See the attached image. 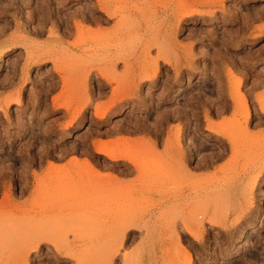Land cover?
<instances>
[{"label": "rangeland", "instance_id": "obj_1", "mask_svg": "<svg viewBox=\"0 0 264 264\" xmlns=\"http://www.w3.org/2000/svg\"><path fill=\"white\" fill-rule=\"evenodd\" d=\"M140 1L114 70L94 0H0V264H264V0Z\"/></svg>", "mask_w": 264, "mask_h": 264}, {"label": "bare ground", "instance_id": "obj_2", "mask_svg": "<svg viewBox=\"0 0 264 264\" xmlns=\"http://www.w3.org/2000/svg\"><path fill=\"white\" fill-rule=\"evenodd\" d=\"M145 1V0H143ZM183 1V0H182ZM188 0H184V2L180 3L179 4V11H178V14L183 18L185 17L186 15H188V11H186V8L188 6ZM47 2V1H46ZM154 2V1H153ZM164 2V1H163ZM162 2V3H163ZM166 2V1H165ZM55 3V2H54ZM156 3V2H155ZM161 3V2H160ZM161 3V4H162ZM167 3V2H166ZM92 4V5H91ZM91 5L90 7L88 6L87 10H85V17L86 18H89V19H92L93 21L91 22H94L96 26H98L97 29H93V28H90L89 26L87 27L88 30L86 31V33L82 32V31H85L84 28H83V25L80 24V23H74L76 24V39H74L73 42H67V47L64 48V51L63 53L65 52L66 54H70L69 52H77V51H83V52H93V51H99L101 53H105L107 54L109 61H108V65L111 64V67L116 70L115 68H117V65L120 63V62H125L124 60V57H123V49H124V36H127L125 35V31L123 29V22H125L126 18H129V17H132L129 18L131 19L132 21L134 19H138L139 17L145 15L146 13L149 14V11H152L150 10V7H151V4L149 2H141L140 0H94V2H91ZM158 4V3H157ZM156 4V5H157ZM165 5V4H164ZM51 6V5H50ZM168 6V5H167ZM86 8V7H85ZM165 8V7H164ZM172 8V6H171ZM99 10V11H98ZM189 10V9H188ZM160 11V10H159ZM83 12V13H84ZM98 12H101V14L99 15ZM165 12V11H164ZM193 12L190 11V13ZM45 14V12H41V14ZM151 13V12H150ZM196 13V12H195ZM162 14V13H161ZM165 14V13H164ZM171 14V13H170ZM177 14V15H178ZM52 15V14H51ZM156 15V14H155ZM167 15V14H166ZM190 15V14H189ZM160 16V15H159ZM168 16V15H167ZM43 17V16H42ZM154 17V16H153ZM157 17V15H156ZM161 17V16H160ZM46 18V16H45ZM73 18V17H72ZM114 18H117L118 19V22L116 21V24H114V26H111L112 24V20ZM143 18V17H142ZM151 18V17H150ZM149 18V19H150ZM32 19V18H31ZM44 19V18H43ZM85 19V18H84ZM172 19V18H171ZM51 20V19H50ZM147 20V19H146ZM145 20V21H146ZM176 20V19H175ZM49 21V20H48ZM56 21V22H55ZM69 21V20H68ZM138 21V20H137ZM142 21V20H141ZM144 21V20H143ZM52 24H56L58 25V20L55 19V20H51L50 21ZM111 22V23H110ZM159 22V21H158ZM163 22V21H162ZM47 23V22H46ZM90 23V22H89ZM131 23V22H130ZM139 23V22H138ZM142 23V22H141ZM140 23V24H141ZM174 23V22H173ZM70 24V23H69ZM72 24V23H71ZM110 24L111 28L108 27V25ZM160 24H162L160 22ZM48 25V24H47ZM67 25V24H66ZM92 25V24H90ZM131 25V24H130ZM134 25V24H133ZM138 25V24H137ZM145 25V24H144ZM163 25L167 28V30L169 31H172L171 30V20L169 18V16L166 18V20L164 19V23L161 25L160 29H162ZM18 26V25H16ZM15 26V27H16ZM53 26V25H52ZM59 26V25H58ZM57 26V27H58ZM126 26V24H125ZM136 26V25H135ZM143 26V25H142ZM147 26V25H146ZM154 26V25H153ZM157 26V25H156ZM44 25H41L40 24V29L39 27L36 28V34L37 35H42V32L44 31ZM48 27V26H47ZM56 27V26H55ZM72 27V26H71ZM74 27V26H73ZM85 27V26H84ZM137 27V26H136ZM141 27V26H140ZM164 27V28H165ZM34 28V27H33ZM157 28V27H155ZM154 28V29H155ZM17 29V28H16ZM21 29V28H20ZM19 29V30H20ZM55 29H58V28H51L50 31H49V37H51L50 41L51 44L52 43H56V44H60V43H63L64 44V37L68 38V37H71L72 35V31L71 29H69V27L66 28V30L64 31L65 33L62 35V36H55L56 33V30ZM65 29V28H64ZM83 29V30H82ZM140 29V28H139ZM137 28V30H139ZM144 29V28H142ZM159 29V30H160ZM176 29V28H175ZM46 30V28H45ZM48 30V29H47ZM166 30V29H165ZM146 31V30H145ZM158 31V30H157ZM176 31V30H175ZM59 32V30H58ZM138 31H136L135 34H137ZM32 33V32H31ZM75 33V32H74ZM33 34V33H32ZM167 34V33H166ZM61 35V34H60ZM172 35V32L171 34L168 32V36H171ZM23 36V35H22ZM130 36V35H128ZM20 38V41L21 43L24 42L26 39V37H19V35H15V38ZM172 37V36H171ZM11 41L12 45H16V44H19L20 41H18L17 39H15ZM126 38V37H125ZM140 38V37H139ZM170 38V37H169ZM158 39V38H157ZM168 39V38H167ZM172 40V39H171ZM62 44V46H63ZM159 44V43H158ZM20 45V44H19ZM61 45V44H60ZM59 45V46H60ZM157 45V44H156ZM161 45V44H160ZM155 46V45H154ZM4 47V46H3ZM52 47V46H51ZM51 47L49 48V50L47 49L43 55H38L37 56V59H38V62L40 61H44V60H53L56 64V70L61 73L62 71V65H59L60 64V61L59 59L57 60H54V56L56 53L55 52H58V51H55L54 52V49H51ZM55 48V47H53ZM58 49V47H56ZM62 48V47H61ZM188 49V48H187ZM56 50V49H55ZM76 50V51H75ZM28 51V50H27ZM61 52V51H60ZM82 52V54H83ZM55 53V54H53ZM29 54V53H28ZM86 54V53H85ZM96 54V53H95ZM24 56V55H23ZM34 56V55H33ZM32 55H28L27 57V60L31 59V60H34V57ZM57 56V55H56ZM105 56V55H104ZM67 57V56H66ZM188 57V56H187ZM74 57H72V59H70V61H75V59H73ZM77 58V57H76ZM36 59V61H37ZM78 59V58H77ZM83 59V58H82ZM107 59V58H106ZM35 61V62H36ZM65 61V60H64ZM69 61V60H68ZM188 60L185 59V62L187 63ZM30 62V61H29ZM62 62V61H61ZM66 62V61H65ZM80 62V61H79ZM58 63V64H57ZM73 64V63H72ZM74 64H76V62H74ZM73 64V65H74ZM65 65V64H64ZM92 68V67H90ZM94 69V67H93ZM110 69V68H109ZM107 70V69H106ZM87 72H89L87 70ZM69 73V72H68ZM86 73V72H85ZM104 73V72H103ZM62 76V75H61ZM104 76V75H103ZM65 78V77H64ZM70 77H68L69 79ZM106 78V77H105ZM113 78V77H112ZM109 80V79H107ZM112 82V81H111ZM136 88V87H135ZM126 91V89H125ZM117 97H118V100L123 98L124 96H126L128 94V92H124L123 91H120L117 92ZM126 93V95H125ZM130 94V93H129ZM115 96V95H114ZM125 98V97H124ZM11 100V99H10ZM117 100V101H118ZM19 102V101H18ZM9 103V102H8ZM80 114V113H79ZM188 114V113H187ZM186 116V115H185ZM73 117V116H72ZM105 117L104 115L102 116V118ZM205 143V142H204ZM179 146V145H178ZM105 144L103 143H100L98 145H96V148H97V152L98 154H104L105 156L109 157V158H117L115 153H110L108 152V150L105 148ZM177 147V146H176ZM181 147V146H180ZM180 147L176 150H178L177 152H175V154L177 155V157L180 159L181 157V154H182V151L180 149ZM187 148H189L187 146ZM107 151H106V150ZM175 150V151H176ZM188 152V150H187ZM191 152V151H190ZM185 155V154H184ZM191 155V154H190ZM123 157V156H122ZM127 157V156H126ZM176 156H174L175 158ZM176 158V159H178ZM175 159V161H176ZM183 161V160H181ZM180 160L177 162H181ZM135 163V162H134ZM183 168V166H182ZM182 170V169H181ZM163 173V172H162ZM187 199V198H186ZM177 204V203H176ZM83 205V204H82ZM181 206V205H180ZM179 207V206H178ZM204 213V212H203ZM207 215V214H206ZM206 220V217L205 215H200L198 216V221H199V224H203V222ZM188 221V220H187ZM195 222V221H194ZM125 223V222H124ZM189 223V222H187ZM186 222H184V224H187ZM177 226V225H176ZM185 226H189V225H185ZM187 227H185L186 229ZM189 228V227H188ZM191 229V228H190ZM186 231V230H185ZM190 230H188L189 232ZM181 233V232H180ZM190 233V232H189ZM182 234V233H181ZM194 236V232L192 234ZM180 236V234H179ZM191 236V235H190ZM196 236V234H195ZM125 237V236H124ZM124 241V240H123ZM107 242V241H106ZM148 242V241H147ZM123 243V242H121ZM165 244L164 243H159L158 245H153L151 248H148L146 250V253H156L158 250H162V252L166 251L167 250V247L164 246ZM111 246V245H110ZM106 247V246H105ZM107 249V248H106ZM118 249V248H117ZM115 250L114 251V254L113 255H116L118 252H120L119 250ZM120 249V247H119ZM98 250V249H97ZM96 250V251H97ZM108 250V249H107ZM110 250V249H109ZM104 251V250H103ZM101 253V252H100ZM115 257V256H114ZM150 258V257H149Z\"/></svg>", "mask_w": 264, "mask_h": 264}, {"label": "crops", "instance_id": "obj_3", "mask_svg": "<svg viewBox=\"0 0 264 264\" xmlns=\"http://www.w3.org/2000/svg\"><path fill=\"white\" fill-rule=\"evenodd\" d=\"M252 84V83H251ZM249 85V87H251V86H253V85ZM255 94H257L258 93V90H255V92H254ZM192 112H193V109H192ZM192 115V117H191V121H194V116H193V113L191 114ZM258 124L257 123H255L253 126H254V130L255 131H258V129H257V126ZM194 125H193V123L191 124V127H190V132L192 133L193 131H194Z\"/></svg>", "mask_w": 264, "mask_h": 264}]
</instances>
